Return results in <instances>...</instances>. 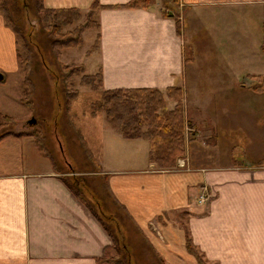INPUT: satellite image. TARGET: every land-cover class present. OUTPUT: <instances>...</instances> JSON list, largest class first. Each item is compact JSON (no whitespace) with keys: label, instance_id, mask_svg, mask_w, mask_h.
I'll list each match as a JSON object with an SVG mask.
<instances>
[{"label":"crops","instance_id":"crops-1","mask_svg":"<svg viewBox=\"0 0 264 264\" xmlns=\"http://www.w3.org/2000/svg\"><path fill=\"white\" fill-rule=\"evenodd\" d=\"M96 4V25L86 28L82 45L71 49L74 54L68 49L77 67L86 75L100 73L106 91L157 89L167 97L169 89L181 88L187 129L195 133L185 159L175 169L162 170L150 161L147 139L125 140L105 123L115 155L100 159L98 175L105 177L112 199L164 264H201L200 259L206 264H264V107L245 122L244 109L253 114V107L230 104L229 89H200L202 76L188 75L195 52L189 49L193 54L188 58L185 46L192 30L217 41V21L228 18L226 26L232 27L233 17L246 12L264 36V0H181L175 10L166 9L164 0H154L147 9L133 7V0H43L46 10L79 11L77 28L86 26ZM18 74L17 36L0 12V87ZM1 92L0 113L12 116L5 113ZM207 96L211 99H202ZM176 106L167 100L169 110ZM197 113L208 121L192 118ZM28 114L16 119L25 130L32 126ZM244 134L252 142L250 159L228 163L231 157L222 153ZM199 154H211L214 166L198 165L203 160ZM77 175L56 170L33 136L0 141V264H109L102 259L117 255L108 232L66 184L65 176ZM202 197L208 201L201 203ZM119 226L125 241V226ZM188 238L196 254L188 249Z\"/></svg>","mask_w":264,"mask_h":264},{"label":"rangeland","instance_id":"rangeland-1","mask_svg":"<svg viewBox=\"0 0 264 264\" xmlns=\"http://www.w3.org/2000/svg\"><path fill=\"white\" fill-rule=\"evenodd\" d=\"M6 1L10 4L7 12L8 15L13 18L14 25L18 26L23 33V37L19 41V51L23 59H26L29 54L27 53V49V51L24 50L25 45L28 48L30 47V50L33 52H31V55H33L34 60V71L31 75L33 87H30L25 81L26 71L23 66H21L22 75L13 76L9 85L0 87L2 97L5 96V113L12 115L8 116V119L0 118V132L22 135L31 133L34 129L39 128L38 130L44 134L46 150L57 161L58 168L63 169L66 173L72 170L75 174H78L77 177H74L75 179L71 176H65L64 179L66 178V181L70 184L80 179L78 186L83 188V195L88 200L106 199L101 200V202L105 209H110L107 212L108 215L106 213L107 216H110L109 214L114 212L113 209L114 207L117 208V205H115L116 202L109 195L105 177L98 175V173L100 159L103 157V159H106L110 155H115V153L108 145L109 138L103 128L105 123L107 125L105 114L102 112L93 113L94 107L100 103L103 90L93 91L91 87L89 88L82 83V77L86 75V71L84 74L77 73L78 70L75 69L78 66L76 64L77 61L72 59L68 50L58 49L57 52L54 50L55 40L61 41L70 36H75L76 32H72L75 31L77 28L76 24L79 22L73 26L65 27L59 33L54 34L49 31L51 30L50 26L55 25L52 14L43 13L41 16L40 14L38 16L37 8H34L32 0ZM178 7L179 4L170 6L173 10ZM95 14H97V10L92 11V17L87 23L89 24V28L96 25ZM227 19L217 21L221 27V33L217 41H214L212 37L208 38L206 33L200 34L195 30L188 33V36H186L188 39L185 44L186 56L191 58L193 52L189 49H192L195 52V56L191 60H196L192 66H189L188 75L200 74L202 78L199 82L203 84L200 89H204L205 91L229 89L230 93L228 97L230 104L238 107L247 106L251 110L253 107V114L244 109L248 113V116L244 115L247 117L244 120L245 122H249L253 121L258 113L262 111L260 106L264 107V95L256 94L249 89V86L258 82L257 75L264 76V59L260 50L264 36L262 30L257 31L258 23H253L252 21L250 23L248 12L240 16H234L232 21L235 25L232 27L226 26ZM247 23H250L249 26H247ZM199 30H201V27H199ZM93 34L94 32L91 31L85 38L87 48L92 45ZM52 42H54L53 45H51ZM92 51L90 49V53ZM71 53L74 54L75 51H71ZM221 62H227L228 64L222 66ZM219 74L221 75L219 76ZM206 77H214V79L209 80L210 78ZM94 86L99 87V82ZM67 93H78L77 100L73 103H68L66 99ZM203 94L205 93L203 92ZM15 97L22 98L26 103L23 104L22 100L20 102L16 100L15 102ZM164 97L166 101L171 100L167 99L168 97L165 95ZM202 99H211V97L207 96ZM68 105L69 109L67 110ZM32 108H34V112L31 111ZM28 110V124L35 120L37 125H28V129L25 130L26 128H22V124L16 119L24 117L25 112ZM91 114L93 117L94 115L98 117L91 120L85 119V116L89 118ZM240 114L243 115L242 112ZM1 115L4 116L3 114ZM194 115H192V118L196 119V117H199L198 119H201V121H208L202 113ZM190 120H192L191 117ZM192 122L197 123L198 121L193 120ZM261 124L264 134V122ZM203 126L204 124L200 127ZM187 127L184 131L185 154L187 153V143L195 137L194 130L191 132ZM76 130L79 131L86 141L92 158L84 149L76 134ZM186 132H189V134H186ZM245 136L246 134L236 136L237 145L226 146V150L222 154L225 157L228 156L226 158L231 157L228 163L234 161L242 163L246 162V159H250L248 149L251 148L252 142L245 140ZM262 143L264 145L263 140ZM119 150L123 151L122 148ZM185 154L178 159L177 166L180 160L185 159ZM121 155L122 153H118L119 157ZM199 155H201L203 160L198 161V163L196 162L198 165L203 167L214 166L211 154ZM219 163H224V160ZM156 166L162 169L158 165ZM92 196L95 198L92 199ZM117 209V216L113 214L111 216L116 217L118 223L125 226L124 236L126 244H128L127 237H129L132 239V243L136 244L137 248L141 251V257L137 253L138 257L136 261L139 264H158L155 258L156 254H153V250V253L148 250V248H151L144 241L142 234L133 227V224L129 221V217L119 210V208ZM101 211L102 209L100 208V214ZM118 260L122 261V257H119Z\"/></svg>","mask_w":264,"mask_h":264},{"label":"trees","instance_id":"trees-1","mask_svg":"<svg viewBox=\"0 0 264 264\" xmlns=\"http://www.w3.org/2000/svg\"><path fill=\"white\" fill-rule=\"evenodd\" d=\"M153 1L154 0H133V7L147 9L150 7ZM164 3L166 9L171 10L170 6H176L180 4L181 0H164ZM32 4H34V8H37L38 16L39 14L41 16L43 13L52 14V18L55 20V25H51V30L49 31L54 34L59 33L65 27L75 25L81 20L82 17V14L76 10H46L43 7V0H32ZM9 5L10 4L8 1L0 0V12L4 14L8 26H10L14 30L17 36V44L19 47V41L20 38L23 37V33L18 28V26L14 25L13 18L8 15L7 12L9 9ZM94 10H98L97 4L92 7V11ZM91 17L92 13L88 18V21ZM86 28H89V24L83 27L76 28L75 31L72 32H76L75 36H70L69 38L62 39L61 41L55 40L56 44L54 50L57 52L58 49L68 50L80 47L83 43L82 35ZM53 43L54 42H52L51 45H53ZM26 49L28 50L27 53L29 55L26 59H23V56L18 48V60L20 65L23 66L26 71L25 81L30 87H33L31 75L34 71V60L33 55H31L32 51L30 50V47L28 48L27 45H25L24 50L27 51ZM262 53L264 55V43L262 45ZM57 57L59 56L57 55ZM75 69L78 70L77 73L84 74L83 68L75 67ZM98 82L99 87H95L94 85H96ZM82 83L88 86L89 88L91 87L93 91L103 90L102 75L100 73L96 75H83ZM249 89L256 94L264 95V77H258V82L249 86ZM77 97L78 93H67L66 95L68 103L75 102L77 100ZM167 97L168 99H171L177 103V106L174 110H168L167 101L163 93H161V91L157 89H118L112 91L103 90L100 103L94 107L93 113H104L108 125L112 129L121 133L125 140L132 141L136 139H147L150 142L151 146L150 161L155 165H158L163 170H170L177 166L178 159L185 154L184 131L188 124L186 123L184 116L183 90L181 88L169 89L167 91ZM22 103L25 104L26 102L22 100ZM68 109L69 105L67 110ZM31 111L34 112V108H32ZM0 118L8 119L9 117L2 116L0 113ZM36 129H34L31 133L29 132L27 134L22 135L0 132V141L10 136H33L36 139L40 149H42L47 154V156L51 158L54 164V168L57 170V161L46 150V145L44 143V134L38 130L39 128ZM76 134L80 142L83 144L84 149L92 158V154L89 151L88 145L84 140L83 136L79 133L78 130H76ZM65 182L66 184H68V186L70 187L72 192L77 196V198L90 209L95 218L102 224L104 229L108 232L113 242V249L116 250L118 254L111 258L105 257L102 259V262L109 264H139V262L136 261L138 257L137 253L139 254V257H141V251L137 248V245L134 243H131L132 249L130 248L129 243L126 244V241L123 240V235L120 232L119 223L118 221L116 222L117 218L113 216L114 214L112 216H107L106 213L109 210L103 207L101 201L100 203L98 201L106 199H94L95 197L92 196L91 198L94 199L92 200L94 202L93 203L91 200H88L86 196L84 197L83 188L78 186V181H74L72 184H70L66 180ZM110 197L112 198L111 195ZM115 205H117L119 210L124 213L122 207H119L117 203ZM100 208L102 209L101 214L99 212ZM187 246L190 252L196 254L189 238L187 240ZM148 250L153 253L152 249L148 248ZM119 257H122V261L118 260ZM155 258L158 264H164L163 260L158 255H155ZM200 263L206 264L201 259Z\"/></svg>","mask_w":264,"mask_h":264},{"label":"built area","instance_id":"built-area-1","mask_svg":"<svg viewBox=\"0 0 264 264\" xmlns=\"http://www.w3.org/2000/svg\"><path fill=\"white\" fill-rule=\"evenodd\" d=\"M207 201H208V198H206V197H202L201 200H200L201 203H204V202H207Z\"/></svg>","mask_w":264,"mask_h":264},{"label":"water","instance_id":"water-1","mask_svg":"<svg viewBox=\"0 0 264 264\" xmlns=\"http://www.w3.org/2000/svg\"><path fill=\"white\" fill-rule=\"evenodd\" d=\"M0 78H2V76L0 75ZM34 123V124H33ZM31 125H36V121L34 120L33 122L30 123Z\"/></svg>","mask_w":264,"mask_h":264}]
</instances>
